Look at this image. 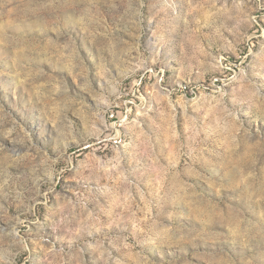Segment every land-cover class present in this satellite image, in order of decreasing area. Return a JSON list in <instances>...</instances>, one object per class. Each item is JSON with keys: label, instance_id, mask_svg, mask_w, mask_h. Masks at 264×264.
<instances>
[{"label": "rangeland", "instance_id": "1", "mask_svg": "<svg viewBox=\"0 0 264 264\" xmlns=\"http://www.w3.org/2000/svg\"><path fill=\"white\" fill-rule=\"evenodd\" d=\"M0 264H264V0H0Z\"/></svg>", "mask_w": 264, "mask_h": 264}]
</instances>
